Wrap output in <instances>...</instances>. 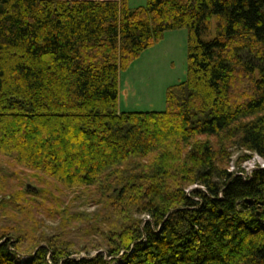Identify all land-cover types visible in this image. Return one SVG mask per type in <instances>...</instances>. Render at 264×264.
<instances>
[{
	"label": "trees",
	"instance_id": "16d2710c",
	"mask_svg": "<svg viewBox=\"0 0 264 264\" xmlns=\"http://www.w3.org/2000/svg\"><path fill=\"white\" fill-rule=\"evenodd\" d=\"M176 28L186 77L165 108L120 110L119 70ZM253 153L264 157V0H0V156L92 191L111 227L86 256L56 236L22 248L6 222L0 264H264V168L240 163ZM7 176L10 212L36 186Z\"/></svg>",
	"mask_w": 264,
	"mask_h": 264
},
{
	"label": "rangeland",
	"instance_id": "374dc122",
	"mask_svg": "<svg viewBox=\"0 0 264 264\" xmlns=\"http://www.w3.org/2000/svg\"><path fill=\"white\" fill-rule=\"evenodd\" d=\"M143 1L146 3V0H136L132 4L139 5ZM186 49V28L169 29L164 32L162 39L146 48L131 62L128 68L120 69L119 109H164L167 87L186 77ZM242 153L243 151L239 147H232L230 169L237 166V160ZM251 159L252 155L240 162L245 168V173H248L245 164ZM0 162H2L0 175H6L11 182H14V178L11 179L7 175L13 171H21L25 176L22 189L24 190L26 184L36 186L34 191H30L31 193L21 192L19 197L15 196L19 204L10 206V212L6 209L7 206H0V225L8 223L11 228L21 227L22 236L19 243L22 248L29 247L33 243L46 244L50 237L56 236L71 243L72 248L76 249L73 255H86L99 249L106 250L105 235L102 233L103 230L107 232L111 227L110 223L102 218V214H100L102 204L93 200L94 193L92 191L80 189L60 191L51 178L34 177L32 176L34 171L31 169H24L2 156H0ZM48 190L53 192L57 201L51 200L53 195L47 199ZM15 192H20V190L15 189ZM9 193L12 194V192L7 194ZM4 196H6L4 191H0V197L4 198ZM45 207H49L53 211L60 210V213L48 216L44 212ZM10 235L15 234L12 232ZM8 237L7 235L4 239H8ZM27 257L28 254L17 255L21 261ZM111 264H116V261Z\"/></svg>",
	"mask_w": 264,
	"mask_h": 264
},
{
	"label": "clouds",
	"instance_id": "9594fccd",
	"mask_svg": "<svg viewBox=\"0 0 264 264\" xmlns=\"http://www.w3.org/2000/svg\"><path fill=\"white\" fill-rule=\"evenodd\" d=\"M259 164L261 168H264V157H261L258 153L252 154V159L247 161L245 167L249 173ZM230 171L232 169H229Z\"/></svg>",
	"mask_w": 264,
	"mask_h": 264
},
{
	"label": "water",
	"instance_id": "95a60500",
	"mask_svg": "<svg viewBox=\"0 0 264 264\" xmlns=\"http://www.w3.org/2000/svg\"><path fill=\"white\" fill-rule=\"evenodd\" d=\"M193 186H196V185H193ZM193 186H190V188H192ZM4 239H2L0 242H2ZM103 249H99V250H96L94 253H91V254H88V255H86V256H92V255H94V254H96V253H98V252H100V251H102ZM36 251H37V248L34 250V252L31 254V256H33L35 253H36Z\"/></svg>",
	"mask_w": 264,
	"mask_h": 264
},
{
	"label": "crops",
	"instance_id": "0c3cea01",
	"mask_svg": "<svg viewBox=\"0 0 264 264\" xmlns=\"http://www.w3.org/2000/svg\"><path fill=\"white\" fill-rule=\"evenodd\" d=\"M133 1H136V0H129V3H130L132 6H136V5H138V4H135V3L132 4ZM144 2H145V1H143L142 4H144Z\"/></svg>",
	"mask_w": 264,
	"mask_h": 264
},
{
	"label": "built area",
	"instance_id": "2783aa9c",
	"mask_svg": "<svg viewBox=\"0 0 264 264\" xmlns=\"http://www.w3.org/2000/svg\"><path fill=\"white\" fill-rule=\"evenodd\" d=\"M249 173V172H248Z\"/></svg>",
	"mask_w": 264,
	"mask_h": 264
}]
</instances>
